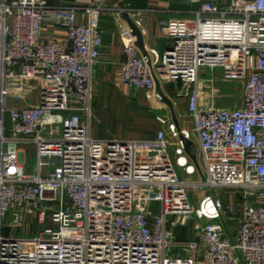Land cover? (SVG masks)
Returning <instances> with one entry per match:
<instances>
[{
    "label": "built area",
    "instance_id": "1",
    "mask_svg": "<svg viewBox=\"0 0 264 264\" xmlns=\"http://www.w3.org/2000/svg\"><path fill=\"white\" fill-rule=\"evenodd\" d=\"M106 4L0 0V264H264V0H229L224 9L207 0L172 13L159 24L169 47L152 69L124 46L129 88L154 92L153 75L164 86L182 80L176 98L188 101L190 127L176 116L170 127L180 153L182 135L201 158L190 181L178 176L164 130L148 141L92 138L99 18L131 12ZM49 22L66 29L68 44L42 38ZM207 72L212 96L217 73L241 85L239 107L204 103L199 76ZM11 80L36 81L37 106L10 108ZM27 145L36 157L29 173ZM190 187L204 191L206 213L191 205ZM216 189L239 192V205L215 202ZM26 211L36 213L37 235L5 236ZM226 216H236L235 229ZM190 221L192 238L177 239Z\"/></svg>",
    "mask_w": 264,
    "mask_h": 264
},
{
    "label": "crops",
    "instance_id": "2",
    "mask_svg": "<svg viewBox=\"0 0 264 264\" xmlns=\"http://www.w3.org/2000/svg\"><path fill=\"white\" fill-rule=\"evenodd\" d=\"M74 1L45 0L49 8L69 6ZM106 1L107 9L129 5L131 12L113 14L107 10L99 18L102 46L100 60L94 68L92 138L99 141H148L154 139L157 132L164 130L167 134L172 161L184 180H192L194 165L192 166L193 163L190 162L191 160L185 153H180L176 148V137L173 133L176 127L175 130L170 127L173 121L167 103L155 99L156 91L136 90L126 86L122 81L121 64L124 61V46L128 43L134 45L142 56L146 55L151 66L158 63L169 47V42L160 36V22L166 20L176 11L198 9L207 0H199V3L190 5L183 2V0ZM228 1L213 0L221 9L227 6ZM137 12L139 13L137 14ZM80 21L81 16L78 15L77 23ZM133 28L138 33L134 34ZM41 36L45 40L68 44L66 29L50 22L45 23L42 27ZM154 76L159 84V90L172 104L175 116L180 117L179 114H186L188 112V101L184 98H169L164 85L157 79L156 75ZM208 83H210L208 79L201 80L203 90L210 86ZM37 93L38 85L36 81L25 85L19 80H11L7 86L6 101L10 108L35 107L38 104ZM227 94L228 100H230L229 103H232V99H237L238 106L241 105V91L237 98H235L234 92ZM151 209L153 210L152 206ZM226 219L231 222V226L235 229L236 216H227ZM191 238H180V240L188 241Z\"/></svg>",
    "mask_w": 264,
    "mask_h": 264
},
{
    "label": "rangeland",
    "instance_id": "3",
    "mask_svg": "<svg viewBox=\"0 0 264 264\" xmlns=\"http://www.w3.org/2000/svg\"><path fill=\"white\" fill-rule=\"evenodd\" d=\"M211 74L209 72L205 74H201L199 76L200 80L204 79H210ZM222 76L217 73V79L218 81L214 84V96L211 95V91L208 88H205V90L202 89V95L204 98V103L208 104L209 106H213L216 108H222V107H239L237 99H232V103H229L228 101V94L227 93H235V98H237V95L241 91V85L237 82H223L221 81ZM209 84V83H208ZM204 88V87H203ZM94 93V92H93ZM232 95V94H231ZM234 100V101H233ZM93 106H94V94H93ZM180 118H182L185 123L186 127H190L189 120L185 117V114H179ZM23 150H26L25 155V164H26V171L32 172V169L35 165L36 157H35V147L31 145L27 146H21ZM171 156V154H170ZM197 160L200 163L201 158L200 156ZM177 174L180 178L184 179L180 171L176 168ZM190 181V180H189ZM213 199L215 202H219L220 205H239L238 201V194L234 189H216L211 192ZM188 195H189V201L191 205H195V207L199 210L201 214L206 213L208 210V202L206 200V195L204 191L195 190L191 187L188 189ZM153 213L158 214L159 213V205L158 203H154L152 205ZM23 222L18 229H8L6 232H4L5 236L9 237H20V238H31L37 235V230L39 229V226L37 224V216L34 211H26L23 215ZM227 217V216H226ZM229 218V217H228ZM231 218V217H230ZM192 226L193 223L190 221L186 223L185 227L178 228L175 230V236L177 239H189L192 236ZM198 264H203L202 261H199Z\"/></svg>",
    "mask_w": 264,
    "mask_h": 264
},
{
    "label": "water",
    "instance_id": "4",
    "mask_svg": "<svg viewBox=\"0 0 264 264\" xmlns=\"http://www.w3.org/2000/svg\"><path fill=\"white\" fill-rule=\"evenodd\" d=\"M133 33L136 34V33H138V31L133 28ZM143 56L147 59L148 66L150 67V69H152L151 63H150L148 57L146 55H143ZM153 79L155 81V91L160 96L161 102L162 103H167V105H168V107H169V109L171 111L172 121L175 124V126L177 127V121L175 119V114H174V111H173L172 104L165 98V96L159 90V84H158V82H157V80H156L154 75H153ZM181 84H182L181 78H178L175 83H173V82L167 83L164 86V89H165V92H166L167 96L169 98H176L177 97L176 91L181 89ZM178 138L182 142L184 153L191 160V162L193 163L195 169L200 174V170H199V167H198V164H197L196 156L191 153L192 142L186 140L182 135H179Z\"/></svg>",
    "mask_w": 264,
    "mask_h": 264
}]
</instances>
